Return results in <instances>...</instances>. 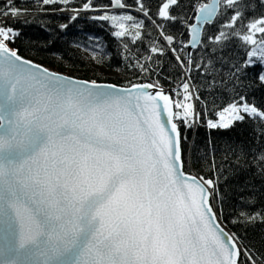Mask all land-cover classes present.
<instances>
[{
	"label": "snow or ice",
	"instance_id": "obj_1",
	"mask_svg": "<svg viewBox=\"0 0 264 264\" xmlns=\"http://www.w3.org/2000/svg\"><path fill=\"white\" fill-rule=\"evenodd\" d=\"M40 2L67 5L71 0ZM114 5L127 7L123 0ZM179 6L180 0H162L156 24L143 0H136L137 10L168 45L176 41L165 33V23L180 20L188 29V42L170 48L184 75L168 93L158 81L121 87L51 72L10 48L20 33L0 23V225L8 235L0 264H243L242 255L256 264L217 218L218 181L183 171L186 137L180 125L193 128L200 117L191 102L190 74L202 66L208 74L213 62L201 56L194 66L192 52L184 59L181 53L211 45L215 54L235 39L247 57L232 65L238 77L257 62L264 65V15L245 23L244 12L255 8L252 0H211L193 4L197 14L189 24L183 15L172 14ZM90 8L92 0H86L83 10ZM26 11L9 5L0 15L15 20ZM218 17L227 18L205 44L204 26ZM92 19L110 21L118 39H142L141 31L130 32L144 24L136 16L105 12ZM90 40L87 50L95 59L103 45L99 38ZM123 49L127 60L128 44ZM149 51L164 54L158 42ZM151 60V55L139 58L135 66L147 74ZM259 80L264 83V72ZM246 117L264 124V109L241 96L215 120L208 118L206 126L227 130ZM258 161L264 163V154ZM257 219L264 222L260 213L241 210L232 222Z\"/></svg>",
	"mask_w": 264,
	"mask_h": 264
},
{
	"label": "trees",
	"instance_id": "obj_2",
	"mask_svg": "<svg viewBox=\"0 0 264 264\" xmlns=\"http://www.w3.org/2000/svg\"><path fill=\"white\" fill-rule=\"evenodd\" d=\"M210 0H180L179 8H172V14L183 15L189 24L194 23L196 11L193 4H204ZM86 0H71L67 5L60 3L42 5L40 0H0V13L9 5L27 10L15 20L11 16L0 15V23L15 28L20 35L10 48L19 50L21 56L49 69L75 78L99 83H112L127 87L131 84L154 83L171 92L177 87L179 78L184 75L177 63L171 47L180 48L179 41L189 40L188 29L177 20L167 22L164 31L175 38L173 45H168L160 36L159 30L136 8V0H123L126 8H114V0H92V8L83 10ZM156 24L161 20L156 12L162 0H143ZM253 10L244 12L245 23L253 17L264 15V5L260 0H252ZM63 9V10H62ZM74 9H80L74 12ZM128 13L144 20L141 29L142 39L132 43L129 36L116 38L110 21L92 19L103 13ZM76 15V20H70ZM231 15V12L227 14ZM227 17H218L215 22L204 27V43L207 36L215 35L219 25ZM67 28H61V25ZM118 30V29H117ZM259 36V34H258ZM91 37L99 38L103 51L97 52L95 59L88 48ZM154 42L164 48V54H152L149 49ZM128 44L129 59H124L123 44ZM211 45L203 50L192 51L194 66L201 56L206 63L211 59L212 67L205 74L194 67L190 74V91L193 92L195 111L200 117L193 128L185 129L180 125L186 140H182L184 169L199 177L218 181L219 201H213L217 215L223 225L234 237H239V247L248 249L256 264H264V222L257 219L252 223H233L241 210L248 213L258 212L264 216V163L258 157L264 154V124L248 117L237 121L227 129L210 130L206 126L208 118L216 119V113L228 103L245 97L247 102L264 109V83L259 74L264 72V65L257 62L254 66L243 69L238 77L232 74V65L241 64L246 57V49L239 46L235 39L230 40L222 51L212 54ZM251 47V46H249ZM188 48L181 53L187 54ZM151 55L150 72L142 73L135 62L139 58ZM223 59H219V57ZM141 63L144 60L141 59ZM187 79V77H186ZM215 80V86L209 84ZM196 93L200 99H196ZM223 208L221 215L220 208ZM243 264H248L241 256Z\"/></svg>",
	"mask_w": 264,
	"mask_h": 264
},
{
	"label": "water",
	"instance_id": "obj_3",
	"mask_svg": "<svg viewBox=\"0 0 264 264\" xmlns=\"http://www.w3.org/2000/svg\"><path fill=\"white\" fill-rule=\"evenodd\" d=\"M208 3H211V0L208 2ZM114 5V4H113ZM114 8H116L115 7V5H114ZM197 14V13H196ZM194 22H195V20H194ZM206 26V25H205ZM204 26V27H205ZM204 30V29H203ZM189 39H190V37H189ZM195 49H197V48H188V51H187V53L189 52V51H193V50H195ZM20 55V54H19ZM21 56V55H20ZM23 57V56H22ZM25 60H29V61H32V60H30V59H27V58H25V57H23ZM32 62H34V61H32ZM35 64H38V65H41V66H43L44 68H47L48 70H50L51 72H55V73H59V74H62V75H64V76H67V77H72V76H69V75H66V74H63V73H60V72H56V71H53V70H51V69H49L48 67H46V66H44V65H42V64H39V63H36V62H34ZM72 78H75V77H72ZM75 79H78V80H84V79H79V78H75ZM99 83V82H98ZM102 84H112V83H102ZM140 84H143V83H140ZM118 86V85H117ZM122 87V86H121ZM166 93H168V91H166V90H164ZM183 171L185 172V173H187V174H190V175H192V176H195V177H199L197 174H195V173H190V172H187V171H185V169L183 168ZM217 218H218V220H219V222H220V224H221V226L223 227V229H224V231L226 232V233H228V234H232L224 225H223V223L220 221V219H219V217H218V215H217ZM235 238V237H234ZM7 240H8V235H7V233H6V231H5V229H4V227H3V225H0V247H2V246H4L6 243H7ZM238 246H239V244H238Z\"/></svg>",
	"mask_w": 264,
	"mask_h": 264
},
{
	"label": "rangeland",
	"instance_id": "obj_4",
	"mask_svg": "<svg viewBox=\"0 0 264 264\" xmlns=\"http://www.w3.org/2000/svg\"><path fill=\"white\" fill-rule=\"evenodd\" d=\"M114 6V5H113ZM193 104H194V97H193V99H192V101H191ZM250 104V103H249ZM195 106V105H194ZM241 114H243V113H241ZM215 120V119H214Z\"/></svg>",
	"mask_w": 264,
	"mask_h": 264
}]
</instances>
